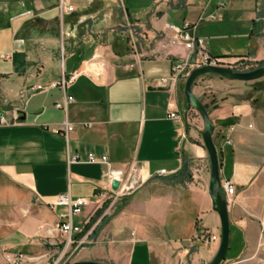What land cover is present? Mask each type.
Returning a JSON list of instances; mask_svg holds the SVG:
<instances>
[{"label":"crops","instance_id":"1","mask_svg":"<svg viewBox=\"0 0 264 264\" xmlns=\"http://www.w3.org/2000/svg\"><path fill=\"white\" fill-rule=\"evenodd\" d=\"M205 2L0 0V114L8 120L0 123V264L18 254L19 264L59 258L54 227L64 207L49 203L60 194L87 201L73 217L81 227L75 235L81 244L67 253L74 259L197 264L216 252L218 241L207 249L201 240L220 232L207 193L203 123L201 129L186 119L178 93L183 79L170 90L160 85L186 54L166 24H194V35L206 39L207 53L222 65L257 63L264 61V0L217 12L216 23L205 12L213 0ZM253 39L259 50L252 51ZM72 73L71 84L50 86ZM36 85L44 89L29 95ZM244 90L221 95L209 117L222 133L212 134L220 183L231 181V200H244L249 212L250 182L264 168V89L255 92L258 99L237 100ZM67 96L65 109L56 108ZM169 103L178 117H168ZM65 123L72 126L66 135ZM89 152L106 162H87ZM73 154L77 162H69ZM129 167L142 184L113 213L101 195L109 187L103 171ZM160 169L168 174L157 175ZM228 206L232 221L238 206ZM242 234L245 247L255 233L244 225Z\"/></svg>","mask_w":264,"mask_h":264},{"label":"rangeland","instance_id":"2","mask_svg":"<svg viewBox=\"0 0 264 264\" xmlns=\"http://www.w3.org/2000/svg\"><path fill=\"white\" fill-rule=\"evenodd\" d=\"M240 2L244 4L245 0H213L211 5L205 10V12L206 14H216L217 12H221L223 10L226 11L227 14H229V11H235L238 6L244 8L240 5ZM219 6L221 7L217 8ZM209 21H211V23H216L213 20ZM208 25L211 24H206V26ZM200 36L201 35H198V37ZM250 45L252 51L259 50L260 48V44L257 39H253ZM262 64H264V61L255 63L248 60H242L235 63H228L227 65L221 64V66L229 67L235 71H247L254 69ZM184 81L185 80H183V83L180 84L178 93L182 105L186 107L185 99L183 96ZM234 85H238V87H234ZM242 87H246V90H244L243 94L239 96L237 95V100L249 98L252 95H254L256 99H258L259 94L255 92L257 90L262 91L264 89V75L254 80L241 81L228 80L220 75L207 73L200 75L194 80L191 86V90L194 95L198 98V100L204 105L208 116H210L209 112L211 111V103L217 102L220 96L225 94L228 90L235 88L241 89ZM185 116L186 119H188L189 124L191 122V124L195 127H198V125H200L202 129V119L196 109L188 107ZM213 132L215 133V137L213 135V139L221 138L222 133L218 128L216 129V127H214ZM250 186L251 187L247 191L248 198H250V207H248L249 212H244L243 210L242 206L244 200L240 204H235L234 198H232L231 202L229 203V208H233L234 205H237L238 207L234 210L233 215L231 216L232 221L229 220L228 248L220 264H264V168L251 180ZM121 204L122 203L119 202L114 205L112 210L113 213L121 206ZM233 220H235V222ZM244 225H247L248 227L250 226L252 231L255 233L254 238H252L251 242L247 243L245 247L244 238L242 234ZM60 239L62 241L61 237ZM201 240L204 243H207V249L210 246L208 243H211L212 241H218L219 245L220 232L218 235H213L211 233H203ZM61 252L62 246L57 250L58 255H60ZM215 253L216 252H214L212 255H209L208 258L199 260L197 264H209ZM56 260L51 264L57 262ZM74 261L79 260L74 259L73 256H70L69 260L67 261H64V258H61V260L58 261L57 264H71ZM187 264H190V262L188 261Z\"/></svg>","mask_w":264,"mask_h":264},{"label":"built area","instance_id":"3","mask_svg":"<svg viewBox=\"0 0 264 264\" xmlns=\"http://www.w3.org/2000/svg\"><path fill=\"white\" fill-rule=\"evenodd\" d=\"M168 3L170 0H155V4L158 5L160 3ZM210 3V0H206L205 7ZM60 6H62V2H60ZM67 8L70 9V6L67 5ZM209 19H215L217 17L216 14L210 13L207 15ZM261 19L264 21V10L261 16ZM166 27L173 32V40L179 41L184 48L186 49V54L173 61L171 66L170 75L167 78H162L160 80V85L162 87H166L169 90L173 89L177 82L180 79L185 80L186 76L189 72L195 68L202 65H221L219 59L211 57L206 50V39L202 37H197L194 35V24L183 22L181 26H175L173 24H166ZM75 74L72 73L67 77L61 78L58 82H52L50 86H66L71 84L75 79ZM44 89L41 85H36L30 88L29 95L32 94L35 90ZM21 100L23 101L25 97V92H21ZM72 100L71 96H67L63 103L56 102L55 107L65 109L66 103ZM172 105L169 103V112L168 117H178L177 113L173 110H170ZM12 119H15L13 117ZM8 120L4 117L3 114H0V123H7ZM70 130H72V126L69 123H65L64 125V134L66 135ZM69 162H77L78 155L73 154L69 155ZM86 161L89 163H105L106 156L102 155L100 157H96L93 153L86 154ZM168 174L164 169H160L157 171V175L162 176ZM103 176L107 179L108 182V192L102 193L101 195L108 201V210H113V207L117 202L125 196L133 194V192L141 186L142 181L137 173V169L135 167H129L125 170H117L107 168L103 171ZM116 180L118 182V186L116 189L111 188V182ZM220 188L223 192V195L226 199L227 205L231 202V195L234 191L233 184L229 180H224L220 183ZM86 199L83 197L71 198L67 194L58 195L55 200L49 203L50 206L59 205L64 207L63 212L58 215V219L55 223V230L62 237L61 246L62 252L59 258L56 260L54 264H57L61 258H64V261L69 260L71 253L81 244V242L76 243L75 235L81 231V227L78 224L73 222V217L80 214L81 209L86 204ZM207 241V240H206ZM76 245V247L72 250V247ZM70 253V255L67 253ZM22 260V255L18 254L14 256L10 262L12 264H19Z\"/></svg>","mask_w":264,"mask_h":264},{"label":"water","instance_id":"4","mask_svg":"<svg viewBox=\"0 0 264 264\" xmlns=\"http://www.w3.org/2000/svg\"><path fill=\"white\" fill-rule=\"evenodd\" d=\"M213 73L220 75L228 80H241L250 81L260 78L264 75V64L247 71H235L229 67L221 65H202L193 68L186 76L183 86V96L185 103L188 107H192L199 113L202 123V142L206 149L209 163H210V175L207 187V193L211 201V208L215 211L219 218L220 225V240L216 253L209 264H220L223 260L226 250L228 248L229 241V219L227 202L220 188V178L218 169V158L215 145L212 140L213 124L208 116V113L204 105L198 100L191 90L192 83L200 75ZM118 182L113 180L111 182V188L116 189ZM71 264H101L93 260H79L74 261Z\"/></svg>","mask_w":264,"mask_h":264}]
</instances>
